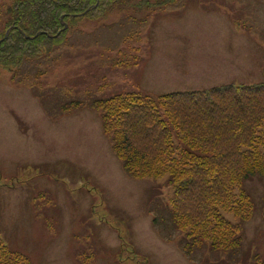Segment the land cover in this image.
Listing matches in <instances>:
<instances>
[{
  "label": "rangeland",
  "instance_id": "374dc122",
  "mask_svg": "<svg viewBox=\"0 0 264 264\" xmlns=\"http://www.w3.org/2000/svg\"><path fill=\"white\" fill-rule=\"evenodd\" d=\"M43 71L40 84L17 83ZM12 78L0 71V234L10 249L33 264H137L134 255L141 264L264 260V176L245 183L255 211L240 250L202 248L187 258L166 177L126 175L88 106L119 92L264 81V0H179L155 13L84 18L51 55L26 60ZM70 100L83 105L63 111Z\"/></svg>",
  "mask_w": 264,
  "mask_h": 264
},
{
  "label": "trees",
  "instance_id": "16d2710c",
  "mask_svg": "<svg viewBox=\"0 0 264 264\" xmlns=\"http://www.w3.org/2000/svg\"><path fill=\"white\" fill-rule=\"evenodd\" d=\"M178 1L0 0V40L10 29L0 42V71L15 74V81L26 60L51 55L84 18L100 21L115 11L134 9L155 13ZM45 73L33 79L21 76L17 83L32 87ZM82 105L70 100L61 108L71 111ZM88 106L98 113L126 175L166 177L170 218L184 256L191 258L202 248L224 255L240 250L243 223L255 211L245 183L264 176V81L157 95L119 92L94 98ZM0 264L33 263L10 249L0 234Z\"/></svg>",
  "mask_w": 264,
  "mask_h": 264
},
{
  "label": "water",
  "instance_id": "95a60500",
  "mask_svg": "<svg viewBox=\"0 0 264 264\" xmlns=\"http://www.w3.org/2000/svg\"><path fill=\"white\" fill-rule=\"evenodd\" d=\"M64 28H66V25L64 26ZM9 30H10V29H7V30H6V32H5V34H4V37L0 40V42L3 41L4 39H6Z\"/></svg>",
  "mask_w": 264,
  "mask_h": 264
}]
</instances>
